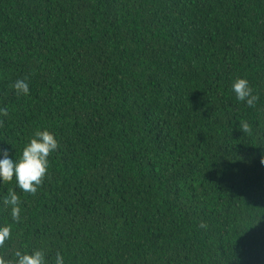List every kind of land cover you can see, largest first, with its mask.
Returning a JSON list of instances; mask_svg holds the SVG:
<instances>
[{"label": "trees", "instance_id": "16d2710c", "mask_svg": "<svg viewBox=\"0 0 264 264\" xmlns=\"http://www.w3.org/2000/svg\"><path fill=\"white\" fill-rule=\"evenodd\" d=\"M0 108V154L59 144L35 194L0 183V255L264 264V0H0Z\"/></svg>", "mask_w": 264, "mask_h": 264}, {"label": "clouds", "instance_id": "9594fccd", "mask_svg": "<svg viewBox=\"0 0 264 264\" xmlns=\"http://www.w3.org/2000/svg\"><path fill=\"white\" fill-rule=\"evenodd\" d=\"M17 95L27 94L30 91L29 82L26 79H17L13 84ZM231 90L235 93L238 101L244 102L248 107H253L258 97L253 93L249 81L246 78H237L231 85ZM0 115H7L6 108H0ZM243 133L251 131L250 125L245 121L241 123ZM58 140L53 133L48 130L36 131L34 136L25 145L22 155L17 160L8 154L5 149L0 154V183L15 179L16 187L24 193L35 194L38 187L48 174L49 157L58 148ZM5 204L11 209L13 220L21 217V201L16 191L10 190L4 196ZM205 227V225H201ZM10 239V228L0 226V248L5 247V242ZM0 264H47L45 254L35 250L31 254L16 251L9 260L4 255H0ZM54 264H65L64 256L57 252Z\"/></svg>", "mask_w": 264, "mask_h": 264}]
</instances>
